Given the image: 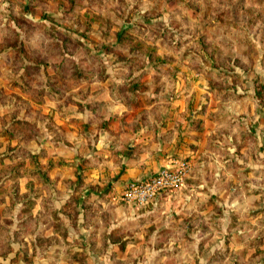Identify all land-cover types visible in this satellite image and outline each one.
Masks as SVG:
<instances>
[{"label": "rangeland", "instance_id": "374dc122", "mask_svg": "<svg viewBox=\"0 0 264 264\" xmlns=\"http://www.w3.org/2000/svg\"><path fill=\"white\" fill-rule=\"evenodd\" d=\"M0 264H264V0H0Z\"/></svg>", "mask_w": 264, "mask_h": 264}, {"label": "built area", "instance_id": "2783aa9c", "mask_svg": "<svg viewBox=\"0 0 264 264\" xmlns=\"http://www.w3.org/2000/svg\"><path fill=\"white\" fill-rule=\"evenodd\" d=\"M189 162L175 160L169 166L162 167L143 180L129 181L124 188L123 198L130 203L143 204L157 192L174 190L181 187L187 178Z\"/></svg>", "mask_w": 264, "mask_h": 264}, {"label": "crops", "instance_id": "0c3cea01", "mask_svg": "<svg viewBox=\"0 0 264 264\" xmlns=\"http://www.w3.org/2000/svg\"><path fill=\"white\" fill-rule=\"evenodd\" d=\"M182 121H184V120H182ZM187 122V121H186ZM185 121L181 124V128L182 127H184V125H187V123H188V125H189V122H187L186 123ZM141 124L139 123V126H140ZM168 125H169V123H168ZM142 127H143V125H142ZM142 127H139L140 128V130H137V131H135L134 133H133V137H137L138 138V140L139 139H142L143 138V134H144V130H143V128ZM142 128V129H141ZM163 130H165V128H163ZM146 135H148L147 133H146ZM149 136V135H148ZM153 139H155L156 137H155V135L153 134ZM160 137H162V139H160ZM157 140L159 141V142H163L164 141V132H161V134H159V136H158V138H157ZM184 140L186 141V139L184 138ZM180 147L182 148V145H180ZM181 148H177V152H180V150H181ZM199 148H195V150H198ZM193 152H196V151H193ZM160 160V161H159ZM173 159H163V158H160V159H158V162L160 163V168H162V167H166V166H169L172 162ZM199 165H201V164H199ZM147 168L148 167H146L145 168V170H147ZM160 168H158V169H160ZM157 169V170H158ZM157 170H155L154 172H156ZM154 172H150V170H147L146 171V173H145V175L143 176V177H141L140 178V180H143V179H145L146 177H148L150 174H152V173H154ZM139 173V172H138ZM112 174H114V172H112L111 174H110V176L108 177V179L111 177V180H110V182H112V184L115 186V187H117L118 185H120V184H125L126 182H125V180H124V178H125V176L126 175H121L119 178L118 177H113V176H111ZM115 175V174H114ZM134 175H136L137 176V173H135ZM107 179V180H108ZM126 179V178H125ZM106 180V181H107ZM130 180V179H129ZM129 180H127V181H129ZM55 201V202H54ZM51 203H53V204H55L56 203V200H54V199H52L51 198ZM44 218H46V220H49L47 217H44ZM43 218V221H45V219ZM36 219V221L38 222L39 221V217H36L35 218ZM68 219V218H67ZM51 223L50 224H47L48 226L47 227H44L43 228V226H42V224H40L39 222L37 223V229H36V236H40V237H51V236H53L54 235V233H55V229H54V224L52 223V221H50ZM40 224V225H39ZM66 225V224H65ZM9 226H11V224L9 225ZM65 227H67V225L65 226ZM68 234V233H67ZM24 238L26 239V236H24ZM39 239H42V238H39ZM37 241H38V239H37ZM37 244H38V242H36ZM10 246H11V248H13V244H14V242L13 241H11L10 240ZM36 244V245H37ZM34 245V244H33ZM35 246V245H34ZM37 248H38V246H36L35 247V249H36V251H38L37 250ZM17 250H19V252H21L20 251V243L18 242V247H17ZM20 262V261H19ZM22 262V261H21Z\"/></svg>", "mask_w": 264, "mask_h": 264}]
</instances>
